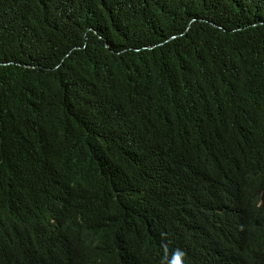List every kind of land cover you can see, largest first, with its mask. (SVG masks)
<instances>
[{"label": "trees", "instance_id": "obj_1", "mask_svg": "<svg viewBox=\"0 0 264 264\" xmlns=\"http://www.w3.org/2000/svg\"><path fill=\"white\" fill-rule=\"evenodd\" d=\"M0 264H264V0H0Z\"/></svg>", "mask_w": 264, "mask_h": 264}]
</instances>
